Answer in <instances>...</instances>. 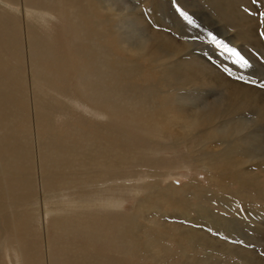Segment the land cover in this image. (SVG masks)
<instances>
[{"label":"bare ground","instance_id":"bare-ground-1","mask_svg":"<svg viewBox=\"0 0 264 264\" xmlns=\"http://www.w3.org/2000/svg\"><path fill=\"white\" fill-rule=\"evenodd\" d=\"M141 2L148 12L157 16L167 0ZM99 6L117 12L115 33L111 31L113 26L107 13L104 18L96 14ZM132 10L129 6L120 12L106 0H0V264L128 262L125 263L123 256L112 257L103 252L104 233L96 234L83 228L86 222L81 223L80 216L85 205L90 207L93 203L89 200V204H84L81 198L78 201L74 196L79 184H93L91 192L97 195L98 190H107L108 175L124 169L125 156L131 155L134 160L139 157L137 144L114 124H101V134L81 136L79 145L69 141L59 143L53 137L43 139L37 133L44 114L54 111L66 116L73 114L64 107L71 105L70 102L51 91L66 85L56 68L57 55L47 49L48 43L41 36L45 26L52 28L53 17L71 26L70 36L73 37L67 38L66 50L81 68L75 85L81 99L75 97L74 100L84 99L86 104L95 106L100 115L130 114L150 143L153 140L160 147L173 149L176 145L184 146L186 152L182 159L189 166L192 162L202 167L209 180L210 186L205 188L190 182L182 187L174 183L161 186L160 180L154 179L148 182L146 198L138 199L137 209L128 215L121 212L123 200L99 197L94 206L116 211L118 226L113 235L118 254L127 251L138 256L145 251L146 257L157 264H175L174 255L182 259V264H211L214 258H209V253L215 250L212 245H217H210L196 227L201 217L206 222L216 221V228L217 224L226 225L222 215L207 206L216 204L217 200L231 206V211L241 216L239 221L232 222L231 229L239 231L244 223L251 229H262L259 222L250 221L252 215L264 221V180L258 178L262 171H255L264 168V133H259L264 128V92L260 87H247L232 78L226 81L219 75L220 82L216 81L225 90L219 91L213 102L201 99L197 107L194 101L203 92L199 87L210 73L178 62L180 49L175 39L157 28L150 34L140 31L130 18ZM193 10L187 9V12L194 13ZM198 12L208 15L200 9ZM208 19L221 30L215 18L209 15ZM226 38L231 41V47L237 49L233 39ZM3 43L8 46L13 60L4 53ZM217 47L226 53L219 45ZM121 51L125 54H117ZM138 54L152 63L155 78H151V84H141L140 79L147 75L141 63L130 56ZM191 98L190 105L194 109L187 114L185 106ZM171 119L184 130L169 133V144L148 135L168 133L166 124ZM19 125H25V132L17 131ZM27 129L32 134L31 140L24 135ZM219 144L222 147L217 149ZM234 186L236 188L232 189ZM155 201L165 207L164 215L171 212V220L187 222L191 227H177L169 233L157 219L151 222L148 219L150 223L144 226L142 221L151 210L156 212ZM31 231H36L40 237L41 254L26 244ZM171 244L178 247L174 250ZM187 254L197 258L193 256L194 259L187 261Z\"/></svg>","mask_w":264,"mask_h":264},{"label":"rangeland","instance_id":"rangeland-1","mask_svg":"<svg viewBox=\"0 0 264 264\" xmlns=\"http://www.w3.org/2000/svg\"><path fill=\"white\" fill-rule=\"evenodd\" d=\"M106 3H113L117 10L120 9V12L125 11L130 6L133 9L130 18L132 22H134L133 24L137 26L140 31L150 34L154 31V29L157 28L156 30H159L160 33L174 38L180 49V53L176 57L178 62H182L184 65H188L195 70L201 69L203 71L205 70L204 72L210 73L211 76L208 77V80L205 78L203 80L204 85L199 87L203 89V92L201 93L200 98L194 101L197 107L200 106V102L202 101L201 99L208 98L209 101L213 102L218 96L219 91H221L223 88L225 90V87L220 86L221 84L216 81H219V75H221V79L223 80L227 81V79L231 80V78L236 79L247 87H254L256 89L260 87L259 89L264 92V34H262L264 33V17L260 16V13H264V0H167V2L164 4V10L159 11L157 16L152 14L153 12H148L147 8L143 6L141 0H106ZM171 4H173V7H171ZM176 7H182L186 11L187 9H194V13H190V15L193 17V22L189 24L188 21H186L180 15ZM99 8L100 11L98 10L96 14L104 18L105 14L107 13V16L109 17L108 19L111 21L110 26L112 27L118 19L117 17L114 20V15L115 13L117 14V12L105 10L100 6ZM230 8H233L234 10L230 11ZM199 9L205 11L208 15H205L201 12L199 13ZM209 15L217 20L220 28L222 27L221 30L211 24L210 20L208 19ZM51 23L52 28L50 27L49 29V27L45 26L44 33H41V36H44L43 41L48 43L46 44L48 46L47 49L50 52L54 51L55 55H57L58 65L56 68L59 69L58 73L60 77L66 80V85L64 87L54 90L51 89V91L52 93L54 92L57 94V96L63 101L70 102L71 105H65L64 107L65 109L68 108L69 112L73 111V114H68V116H66L55 111L54 113L49 112L48 114H44L45 117L42 118L43 121H41L40 125L41 129L37 130V133L43 139H50L53 137L59 143L69 141L72 144L77 143L79 145L81 143V136H98L101 134V124H114L115 127L128 135L129 139L137 144L136 146L138 149L136 152H138L139 157L134 160L131 155L125 156L126 165L124 169L108 175V191H100L97 189V193H99V195H97L94 191L91 192L93 188H90L94 186L93 184H81L83 187L79 186V184L77 186L79 189H75L77 193L74 198L78 201L79 198H81L80 200L84 201V204H89V200H91L90 204L93 203V205L90 207H86L85 205L83 215L80 216L81 218L79 221H81V223L86 222L84 223L85 225L83 224V228H85L88 232L96 234L98 232L104 233L103 237L105 244L101 245L103 252H108V254H110L112 257H117V255L123 256L125 263L128 261L126 264H157L154 262L155 260L152 259L153 261H150L151 258L146 257V255L148 256V253L145 251L142 252V255L138 256H135V252L129 253L127 251L124 253L122 252V255L121 253L118 254L116 249L117 243L113 235L115 234L114 230L116 226H118L114 215L116 211L112 210L110 207L106 209H100V207L96 205L94 206V204H97V199L99 197L120 199L124 201L121 212L128 215L133 213L135 211L134 209H137L138 199L146 198L145 196L148 192V185L152 180L159 179L161 186L174 183V186L182 187L187 182H190L192 184H198L207 188L210 186L207 173L202 167L195 166L192 162L190 163V166L185 163V161L182 159L183 153L185 154L186 152V148H184V146L182 147L181 145H176V147L173 149L168 148L167 146H164L167 148L160 147L156 145L153 140L150 143L146 137L147 134L141 130V127L137 122H134L135 120L130 114L118 115V113L113 114L111 112H106V115H100L98 114L99 112L96 110L95 106L92 107V105L86 104L84 99L81 101V96L78 94V91L75 88L81 68L78 61L74 60L72 56L68 55L66 50V44L68 41L67 38L70 39L73 37L70 36V23L58 17H53L51 19ZM110 26L109 28H111ZM251 27L253 30L250 29ZM112 28L113 29H111V31L114 33L118 30V28L114 26ZM209 33L216 35L218 39L223 40L226 44L231 43V41L226 38V36H230L234 41L232 42L237 46V50L240 51V53L249 61V67L245 68L236 64L235 57L232 55V53L226 52L223 54L220 52L221 50L215 43H213ZM229 46H232V44ZM3 48L4 53L9 55V59H12L13 57L11 56L6 43H3ZM121 53L125 54V51H121L117 54ZM113 55H115V52ZM130 56L141 63L143 71L147 75L145 78H142V80L140 79L141 84L153 83L151 78H155V70L153 69L152 63L149 61L147 63L144 55L138 54L136 57L132 55ZM209 67L211 69H208ZM238 77H243V79H238ZM43 89L47 88L43 87ZM75 97L80 99L76 101L74 100ZM192 101L193 98L189 99L187 101V105L185 106L187 114H190V111L194 109L190 105V102ZM89 106H91V108ZM168 123L166 124L165 129L168 131V133L162 132V135H160L158 132L157 134L153 135V137L152 134L148 135L155 139L162 138L164 143L169 144V141H171L169 133L175 131L176 129H184L182 125L179 127L178 123L172 119L169 120ZM22 126L23 125H19L17 130L18 132H25L26 127L25 125L23 127ZM262 129L264 130V128ZM262 129L259 130V133H264ZM26 133L27 134L24 135H27L28 140H31L32 134L30 129H27ZM161 136H164V138ZM221 147L222 146H220V144L216 146L217 149H220ZM263 170L264 168H257L255 170L256 172L262 171V175L260 174L258 176L261 181L264 180ZM153 174L155 176H152ZM124 175L128 176L124 177ZM116 182H118V184ZM81 188L82 191H80ZM233 188L236 187L234 186L232 189ZM92 199L94 201H92ZM153 206L156 208V212L153 211L154 209L152 208L154 207H152V213H150L152 216L148 214L146 219H141L143 220L142 224L144 226L154 219H157V221L159 220L162 225L166 227V230L169 233H172L177 227H181L182 229L191 227L190 224H186L187 222L171 220L169 216L171 212L164 215L162 212H165V207L162 204L160 205L159 202L155 201ZM207 206L211 207L215 213L222 215L223 220L226 222L225 226L217 224L216 228V221L206 222L205 218L201 217L198 227H196L206 236L205 240L210 243V245L211 243H215L217 245H212L215 250L212 251L211 249V253H209V258H214V261H212L211 264H251L250 261L252 260H254L252 261V264H264V221H261L259 218H253L252 215L250 222H253L254 224L255 222H259V228H262L261 230L251 229L249 225L245 223L243 228L244 230H233L231 229L232 222H237L241 219L239 213L231 211V206H227L219 200H217L216 204H208ZM257 207L259 206L257 205ZM242 212L246 213L243 209ZM160 215L164 216L162 217ZM77 218L78 216L76 219ZM29 238V243H26L27 246L29 248H34L37 254H41L42 246L38 233L36 231H31ZM177 247L178 246L176 244H171L172 249L175 250ZM162 252V254L165 255L164 250H162ZM113 253L117 254L114 255ZM174 256L175 262L173 263L182 264V259L176 255ZM193 256L195 255L191 254L190 256L187 254L185 257L187 258V261H190L194 259ZM169 264H171V262Z\"/></svg>","mask_w":264,"mask_h":264},{"label":"snow or ice","instance_id":"snow-or-ice-1","mask_svg":"<svg viewBox=\"0 0 264 264\" xmlns=\"http://www.w3.org/2000/svg\"><path fill=\"white\" fill-rule=\"evenodd\" d=\"M178 12L180 15L188 21L189 24L193 22V17L182 7L177 8ZM261 17H264V13H260ZM264 34V33H262ZM211 40L213 43L217 44L222 48L225 52L232 53V55L235 57V63L240 65L241 67H249V61L234 47L229 46L226 44L223 40H220L217 38L216 35L209 33ZM238 79H243V77H238Z\"/></svg>","mask_w":264,"mask_h":264}]
</instances>
